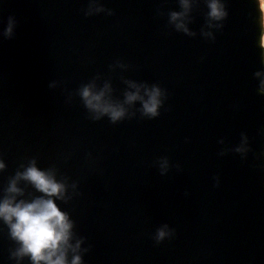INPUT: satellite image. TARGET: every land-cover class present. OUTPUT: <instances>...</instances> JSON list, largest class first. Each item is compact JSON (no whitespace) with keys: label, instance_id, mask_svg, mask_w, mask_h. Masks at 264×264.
Segmentation results:
<instances>
[{"label":"water","instance_id":"95a60500","mask_svg":"<svg viewBox=\"0 0 264 264\" xmlns=\"http://www.w3.org/2000/svg\"><path fill=\"white\" fill-rule=\"evenodd\" d=\"M104 4L115 15L85 17L86 0H0V31L9 16L18 22L14 38L0 40V155L7 165L0 190L32 156L39 167L56 164L78 180L81 194L57 203L91 245L85 264H264V95L253 75L264 67L258 0H228L214 42L199 35L203 3L189 25L196 37L167 26L177 0ZM117 59L131 67L112 72ZM98 72L111 77L117 96L125 87L121 72L159 83L168 90L161 115L94 122L79 97L65 103L62 88L48 87L58 79L71 91ZM241 132L253 150L247 158L218 155ZM160 156L182 171L160 176ZM163 223L176 235L156 245ZM0 227V264H15L14 244Z\"/></svg>","mask_w":264,"mask_h":264},{"label":"clouds","instance_id":"9594fccd","mask_svg":"<svg viewBox=\"0 0 264 264\" xmlns=\"http://www.w3.org/2000/svg\"><path fill=\"white\" fill-rule=\"evenodd\" d=\"M228 0H177L179 10H168L167 26L176 32L189 37H196L197 32L190 28L193 22V11L201 3L206 6L204 24L199 35L205 40L214 42L216 33L224 28L229 16ZM259 8V48L260 63L264 65V0H258ZM85 17H92L101 13L107 16L115 15V10L108 8L104 0H86V7L82 9ZM157 15L165 13L157 8ZM17 20L13 16L7 19V25L0 31V40L12 39L15 36ZM131 65L117 59L109 65L114 72L117 68L128 70ZM258 80L257 91L264 95V67L254 72ZM120 80L125 85L120 96H117L111 77L96 73L76 89L69 91L63 86V81L53 79L49 82L50 89L62 88L65 103H72L79 97L86 116L91 121H100L105 117L112 124L124 120L155 119L161 115V109L168 99V90L159 83H149L146 80H135L120 74ZM122 97V98H121ZM139 105V107H137ZM224 144V140L219 141ZM253 151L249 137L241 132L240 141L232 147H224L218 155L224 156L229 152L247 158ZM91 158V153L87 154ZM260 155H264L261 153ZM160 176H166L172 167L182 171L179 164L172 165L167 156H160L155 161ZM7 168L5 160L0 155V173ZM264 168V165H261ZM215 187H219V176L214 177ZM32 189V191H29ZM79 181L73 180L61 172L56 164L46 168L38 166V158L26 157L16 168L15 173L8 177L7 184L0 190V225L6 227L8 239L14 246L9 248V258L15 264H23L27 258L29 264H85L84 255L91 245L85 247L86 237L79 235L76 222L67 210H62L57 201L69 204L80 195ZM187 196L188 193L185 192ZM3 228L0 227V231ZM176 230L168 223L158 226L153 234L156 245L165 240H171Z\"/></svg>","mask_w":264,"mask_h":264}]
</instances>
